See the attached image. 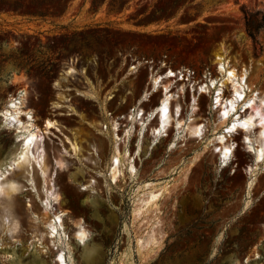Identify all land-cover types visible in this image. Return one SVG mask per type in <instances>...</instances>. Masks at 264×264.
I'll list each match as a JSON object with an SVG mask.
<instances>
[{
	"label": "rangeland",
	"instance_id": "1",
	"mask_svg": "<svg viewBox=\"0 0 264 264\" xmlns=\"http://www.w3.org/2000/svg\"><path fill=\"white\" fill-rule=\"evenodd\" d=\"M109 2L0 0V172L20 186L14 196L20 234L13 239L2 226L0 264H55V246L71 247L69 264H264L259 127L253 123L246 140L240 128L227 132L212 103L219 88L226 97L232 91L220 63L243 81L245 98L256 94L254 107L264 95V24L257 32L252 27L264 16V0H116L113 8ZM69 66L76 71L71 77ZM167 70L177 77L162 84L178 100L182 122L178 128L171 122L159 138L149 131L157 119L142 134L135 125L119 146L136 171L126 169L111 184L105 177L114 146L110 123H119L123 138L130 108L150 111L159 103L162 89L152 91L151 73ZM207 79L215 83L201 91ZM24 93L23 110L41 131L53 173L52 215L31 190L27 166L11 165L20 123L10 124L3 111ZM243 104L235 102L229 120L244 113ZM18 119L27 125L25 113ZM48 119L57 128L46 129ZM192 121L201 125L198 134L187 130ZM85 135L91 148L81 143ZM219 136L231 144L226 161ZM67 137H77L81 155ZM63 150L65 169L54 161ZM31 171L43 197L40 174L34 165ZM55 215L64 223L61 243L43 225ZM76 223L90 234L86 247L73 238Z\"/></svg>",
	"mask_w": 264,
	"mask_h": 264
},
{
	"label": "bare ground",
	"instance_id": "2",
	"mask_svg": "<svg viewBox=\"0 0 264 264\" xmlns=\"http://www.w3.org/2000/svg\"><path fill=\"white\" fill-rule=\"evenodd\" d=\"M220 62V61H219ZM219 71H224V75H226L228 81L230 80V87L232 89L231 94L229 97H226L222 92L221 88H219L216 92V94L212 97V103L215 106H219V118L221 120L222 126L227 128V132H233L240 128L241 130L244 131V139H249L248 138V133L250 132L249 129L252 126L253 123L256 124V126L259 127V130L257 131V134L259 135L258 137L260 138V141L258 142V151L257 153V159H260L262 157V149L264 146V140L262 136L264 135V95L261 97L257 98L256 101L258 103L254 107V100L256 99L255 95H252L249 98H245L244 91H242V86H240L241 81L236 79V75L233 73L232 68H225L223 63H220L219 65ZM236 72V71H235ZM76 71L74 70L73 67L69 66L67 70L65 71L66 76H72ZM173 78L177 77L176 73L173 72L172 70H167L163 74H153L151 73V83H152V91H156L158 88L162 89V96L159 100L158 105L153 107L150 111H146L142 108H130L127 115L125 116V119L127 120L128 124L126 125L127 130L125 131L124 134V141L123 138H121L117 131L119 129V123L116 122L115 120L110 123V131L113 135V151L112 155L110 158V163L107 168V174L105 177H108L110 180L111 184L116 185V183L124 178V171L127 169L128 174H133L136 171V167L133 163V158L131 159L128 151L125 149L124 151L121 150V147L119 144L126 143L127 137H129L132 133V131L135 129V125H138L140 127V134H142L144 131L148 129V127L151 124V120L154 118L157 119V124L154 126H150L149 131L151 132L152 136L154 138H159L162 136L166 135V129L168 128L169 125H176L177 128L182 122L179 115V102L176 99L175 95L172 93H169L168 86L165 84H162L164 79L168 78ZM241 78V77H240ZM239 78V79H240ZM226 79V80H227ZM172 82V81H171ZM197 82V81H196ZM243 82V81H242ZM214 79H207L206 83H199L200 85L198 86L199 89H203L206 85L208 84H213ZM214 85V84H213ZM56 86L58 88H61V86L57 83ZM204 90V89H203ZM202 91V90H201ZM200 93V92H199ZM258 94V93H257ZM147 94H145L146 97ZM92 96V94H91ZM144 97L143 100H146ZM194 98V97H193ZM66 102L69 101L68 98L64 99ZM242 100L244 102L243 106L241 107L244 113H239L235 118L228 119L229 114L234 111V104L236 101ZM14 102L11 105H8L6 110L3 111L5 116H7V120L9 123L13 122H18L20 123L18 126L17 132L21 134V144L18 147L11 165L16 167V170L21 169V167H25L26 169L28 168V182L29 185L31 186V190L35 192L37 200L41 203V207H45L44 213L47 215L51 214L50 211L48 210V205L51 203V201L54 199V192L56 187L53 185V178H52V172L51 175L48 174V166L46 163V151L44 148V145L42 141L40 140L41 137L40 133L41 131L37 129L33 121L35 120L31 114V111L29 112H24V103L26 101V93L22 94L19 96V100H13ZM194 101V100H193ZM142 103V101H141ZM22 113H25L28 116V121L26 126H21L22 123L18 119ZM181 114V113H180ZM8 123V124H9ZM174 123V124H173ZM101 126V133H106L107 132V125L99 123ZM58 123L56 121H52L48 119L46 121V129H52V128H57ZM201 125L199 123H196L192 121L191 123L189 122V125L187 126V130L189 133H197ZM170 127V126H169ZM108 133V132H107ZM221 146H220V151H221V159L223 161H226L228 158L230 152H231V144L229 142H225L223 140L222 136H219L217 139ZM67 142L70 144V149L73 150L74 155H81L82 146L78 143L77 137H75L73 140H70L67 137ZM70 150V151H71ZM257 150V149H256ZM93 153L95 155H98V152L96 150V146H93ZM72 152V151H71ZM67 151L63 150V152L60 153L59 158H55V164L57 167L60 168H67L65 167V159ZM82 160V159H81ZM88 161V160H87ZM93 164H96L95 162L91 161ZM37 165V169H39V174L42 180V195L37 191V188H35V185L33 184L32 181V171H31V166L32 165ZM34 165V166H35ZM15 169V168H14ZM49 175V183L45 182V177ZM99 176H104L103 174H99ZM91 183H94L93 180H90ZM49 184V186H48ZM19 185L17 181L11 177V178H6V179H1V172H0V229L2 226L5 227L6 232L9 233L11 238L14 239V236L18 237L20 234L19 231V214L16 209V203L14 200V196L17 195V193L20 192ZM37 187V186H36ZM21 191H23L21 189ZM57 196V195H56ZM58 197V196H57ZM29 207H32V205H28ZM42 221V220H41ZM44 227L48 229V237L49 238H54L58 239L57 241L61 243L62 241V236L65 234L64 230V223L60 216H47V220L44 222ZM75 231L73 234V238L77 241V243L82 245L83 247H86L87 245V240L90 234H88L87 229L84 227L82 223H79L75 225ZM5 232V233H6ZM8 235V236H9ZM41 236H43V233L41 232ZM51 239V240H52ZM16 242H20L19 239L15 240ZM51 244L53 242H50ZM58 246V245H57ZM71 248V247H70ZM70 248H58L55 246L53 249L56 251L55 257H54V263L55 264H69V261H71V257L67 253L70 252ZM48 248L46 250H43V253H47ZM67 252V253H66Z\"/></svg>",
	"mask_w": 264,
	"mask_h": 264
},
{
	"label": "flooded vegetation",
	"instance_id": "3",
	"mask_svg": "<svg viewBox=\"0 0 264 264\" xmlns=\"http://www.w3.org/2000/svg\"><path fill=\"white\" fill-rule=\"evenodd\" d=\"M82 134H86V132L84 131V132H82ZM82 138H83V141L81 142L82 144H83V146L85 145V146H87V147H89V148H91L92 147V143H94L91 139H90V137H87V135H85V136H81ZM95 144V143H94ZM88 151V150H87ZM35 165V164H34ZM37 165H35V168H36V170H37V173H38V175H39V169H37L38 167H36ZM40 176V175H39Z\"/></svg>",
	"mask_w": 264,
	"mask_h": 264
},
{
	"label": "trees",
	"instance_id": "4",
	"mask_svg": "<svg viewBox=\"0 0 264 264\" xmlns=\"http://www.w3.org/2000/svg\"><path fill=\"white\" fill-rule=\"evenodd\" d=\"M128 1V0H126ZM115 2L116 0H110L109 4H110V7L113 8L115 6ZM264 24V16L262 17L261 21L258 22L257 24L253 25L252 23V27H254V30L257 32L259 30L260 27H262Z\"/></svg>",
	"mask_w": 264,
	"mask_h": 264
}]
</instances>
